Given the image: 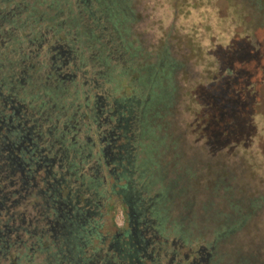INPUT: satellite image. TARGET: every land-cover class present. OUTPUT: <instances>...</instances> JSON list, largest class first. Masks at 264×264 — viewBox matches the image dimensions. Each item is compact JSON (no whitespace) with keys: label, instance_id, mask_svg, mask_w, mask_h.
<instances>
[{"label":"flooded vegetation","instance_id":"1","mask_svg":"<svg viewBox=\"0 0 264 264\" xmlns=\"http://www.w3.org/2000/svg\"><path fill=\"white\" fill-rule=\"evenodd\" d=\"M9 2L0 8V264H238L216 231L191 241L201 224L186 174L157 167L167 153L160 103L142 77L118 92L130 54L105 39L91 0H65V13L41 4L38 18Z\"/></svg>","mask_w":264,"mask_h":264},{"label":"rangeland","instance_id":"2","mask_svg":"<svg viewBox=\"0 0 264 264\" xmlns=\"http://www.w3.org/2000/svg\"><path fill=\"white\" fill-rule=\"evenodd\" d=\"M26 1L29 2L28 9H35L38 18L45 6ZM258 1L264 3V0ZM255 3L256 0H130L133 20L127 39L139 52L135 69L140 71L145 64L150 65L165 54L185 67V75L182 74L184 67H180L174 76L178 97L170 118L171 138L166 140L169 150L166 149L167 153L157 167L167 163L188 176L192 173V178L187 181L189 197L196 200L195 212L201 224H197L193 232V242L207 243L213 239L211 232H217L215 222L204 216L202 220L200 216L205 211V204H212L215 209L225 207L212 193L213 185L220 179L230 180L236 193L264 200V8L255 9ZM234 40L254 41L259 48V67L253 69L252 65L250 68L247 65L245 68L251 70L249 86L251 88V82L255 83L257 93L252 136L248 144L226 140L221 145L223 149L212 150L201 132V123L194 116V105L190 102L193 96L188 90L200 83L211 84L214 54ZM134 77V73L129 74L118 92L129 95ZM200 164L202 168H199ZM255 216L256 223L254 220L249 223L251 230L245 232L243 228L234 241L244 248L243 253H249V245L260 243V259L264 263V205ZM232 250L229 244L221 248V253L231 260Z\"/></svg>","mask_w":264,"mask_h":264},{"label":"trees","instance_id":"3","mask_svg":"<svg viewBox=\"0 0 264 264\" xmlns=\"http://www.w3.org/2000/svg\"><path fill=\"white\" fill-rule=\"evenodd\" d=\"M5 1L6 3L3 2L1 4L2 1L0 0V8L1 6H9V0ZM18 1L22 2L23 5L28 6L29 4L26 0ZM36 2L45 6L49 5L53 13H65V0H37ZM90 7L95 12V17L100 18L101 26L107 27V34H104L105 39H109L110 35H112L113 39H117L112 44H116V48L121 49L117 51L118 55L121 54L122 50H127V53L130 54V57L123 59L126 63L121 64V61H119L121 74L129 75L134 73L135 77L131 79L130 83L134 87H138V77H142L141 83L146 84L149 88L151 87V97L154 98V101H159L160 103V115L164 121L168 140V137L171 138L169 133L170 118L178 97L174 76L176 71L180 67L183 68L184 65L176 64L172 58L165 54L156 62L150 65L145 64L141 69L142 72L135 69V59L139 52L138 49L131 47L127 39L129 26L133 20L130 0H91ZM254 8H264V3L256 0ZM235 9L238 12L237 8ZM105 15L107 16L106 19ZM92 21L97 22L95 19H92ZM111 24L114 25L117 32L109 29L108 25ZM120 42H122L121 45H119ZM249 42L234 40L223 48L224 50L219 48V53L214 54V60L211 61L214 67L211 84L203 85L200 83L198 86L191 88L189 85L187 86V88L189 87L188 92L193 96L190 102L194 105V116L201 123V132H203L205 141L212 150L223 149L224 147L221 145L225 144L226 140H229V143L247 142V144L251 140L257 93L255 91V83L251 82V88L249 86V79L252 76L251 70L245 68H247V65L249 68L252 65L253 69L255 66L259 67V48L257 42L256 44H253L254 41ZM234 65L239 68L235 70ZM260 68H262L261 65ZM182 74H186L185 67L182 69ZM183 79H186V77H183ZM166 148L169 150L168 143ZM202 167L203 165L200 164L199 168ZM191 178L192 173L189 176L186 174L185 179L187 181ZM182 186L184 189L188 188V186ZM234 188L230 184V180L224 181L220 179L218 183L216 182L212 187V193L224 203L225 207L215 209L212 204H205L203 206L205 211H203L202 216L212 217L213 222L218 227L217 233L222 235V239L232 241L230 243L233 247L231 253L232 261H238V264H264L260 259L262 252L259 248L261 246L260 243L249 245L251 248L247 249L249 253H243L244 248L239 244L236 245L234 241L235 235L243 228L245 232L251 230L249 223H251V220L256 223L255 215L258 214V211L264 205V200L262 197H245L243 194L236 193Z\"/></svg>","mask_w":264,"mask_h":264}]
</instances>
